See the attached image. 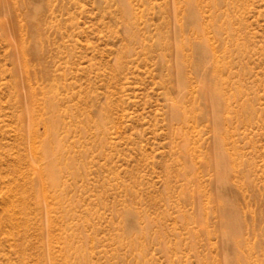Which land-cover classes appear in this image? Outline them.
Here are the masks:
<instances>
[{
    "label": "rangeland",
    "instance_id": "rangeland-1",
    "mask_svg": "<svg viewBox=\"0 0 264 264\" xmlns=\"http://www.w3.org/2000/svg\"><path fill=\"white\" fill-rule=\"evenodd\" d=\"M0 264H264V0H0Z\"/></svg>",
    "mask_w": 264,
    "mask_h": 264
},
{
    "label": "bare ground",
    "instance_id": "bare-ground-1",
    "mask_svg": "<svg viewBox=\"0 0 264 264\" xmlns=\"http://www.w3.org/2000/svg\"><path fill=\"white\" fill-rule=\"evenodd\" d=\"M192 12L190 11V14H191ZM190 16H192V15H190ZM194 16V15H193ZM192 18V17H191ZM199 50H201V49H199ZM177 66H180V64L178 65L177 64ZM177 68H179V67H177ZM177 71L179 72V69H177ZM180 83H181V81H180ZM205 90V89H207L208 91H209V93L211 94V96H213V97H215L216 96V92H217V94H218V89H216V87L215 86H213V84L211 83V81H210V79L209 80H207V81H205V82H203V84H202V90ZM182 89H180V88H178V93L179 94H182V91H184V89L181 91ZM215 95V96H214ZM180 96V95H179ZM182 96H183V94H182ZM216 102V101H215ZM228 104V103H227ZM226 104V105H227ZM228 106V105H227ZM226 106V107H227ZM172 110H173V113L176 115L177 113H178V111H180L179 110V108L177 107V105L176 106H174L173 108H172ZM213 111H214V125H215V128L216 129H218L219 130V127H220V125L218 124V122H219V115L217 114L218 112H219V107L217 106V105H215L214 107H213ZM221 165V164H220ZM228 214V213H227ZM235 223H237L236 221H232V223H231V226H232V224H234L235 225ZM230 226V225H229ZM230 228V227H229ZM232 228V227H231ZM234 229H235V227H234Z\"/></svg>",
    "mask_w": 264,
    "mask_h": 264
}]
</instances>
